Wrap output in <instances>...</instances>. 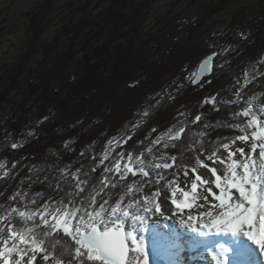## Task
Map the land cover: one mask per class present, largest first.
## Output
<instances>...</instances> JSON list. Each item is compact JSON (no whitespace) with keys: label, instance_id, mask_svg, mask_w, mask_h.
Returning a JSON list of instances; mask_svg holds the SVG:
<instances>
[{"label":"trees","instance_id":"trees-1","mask_svg":"<svg viewBox=\"0 0 264 264\" xmlns=\"http://www.w3.org/2000/svg\"><path fill=\"white\" fill-rule=\"evenodd\" d=\"M155 1L111 0L110 6L99 15L82 19L72 41L87 27L93 38L106 34L100 52L97 49L94 55L99 65L93 66L87 56V50L93 49L90 39L85 43L87 50L81 65L72 76L67 74L64 64L57 73L49 70L39 74L36 81H29L27 76L22 79L23 61L0 79V111L7 104L10 106L3 121L6 132L0 133V198L10 194L20 182L16 193H27L23 198L25 203L33 197L41 204L67 199L70 188L61 178V170L65 168L70 172L79 169L81 179L88 180L91 187L108 163L99 164L98 158L114 139L131 137L115 151L132 150L133 155L141 152L159 157L156 153L162 146L150 142L156 140L158 133L183 125L186 130L179 143L194 140L204 143L217 129L224 128L204 125L230 123L229 112L236 107L225 104L224 99L241 87L235 82L233 72L242 58L248 60L244 68L251 81L243 89L255 85L264 92V57L258 56L264 49V18L256 21L245 37H228L231 47L224 53L228 67L214 66L210 76L193 85V73L201 59L217 49L200 45V37L195 36L202 21L180 39L172 37L166 47L161 45L150 53L149 45L155 38L147 37L141 30ZM233 1L220 0L219 7L205 15V19ZM243 11L234 13L233 19ZM44 28L42 21L32 24V43L39 40ZM209 97L221 102L219 111L210 103H203ZM196 115L201 116V121H194ZM199 132L206 135H195ZM14 143L16 148L12 147ZM149 147L153 153L144 151ZM163 153L184 162L193 154L183 147L180 151L163 149ZM93 165H97L96 171H92ZM38 193L42 195L37 196Z\"/></svg>","mask_w":264,"mask_h":264},{"label":"snow or ice","instance_id":"snow-or-ice-1","mask_svg":"<svg viewBox=\"0 0 264 264\" xmlns=\"http://www.w3.org/2000/svg\"><path fill=\"white\" fill-rule=\"evenodd\" d=\"M212 59L204 60L202 72ZM198 80L194 78L192 83ZM250 82L246 80L235 92L236 99L227 102L237 106L231 116L236 123L204 125L227 127L237 135L220 138L216 147L205 149L201 140L179 143L186 130L181 125L150 142L165 150L183 147L191 151L190 165L175 155L115 151L131 137L114 139L98 158L99 164L108 163L91 187L88 180L81 179L79 169L70 172L65 168L61 178L70 188L67 199L41 204L33 197L25 203L27 193L13 195L16 206L0 212V264H149L140 233L148 230L152 216L170 219L162 212V204L169 200L168 189L171 200L167 210L180 225L199 237L215 233L233 238L230 247L219 245L220 256L233 251L237 264H248L253 249L247 242L264 255V103H256L258 94L243 98V88ZM203 103L220 110L221 102L214 97ZM194 121H201V116L196 115ZM144 151L153 153L151 147ZM96 170L93 165L92 171ZM178 192L182 199L177 198ZM192 209L202 211L185 214ZM170 243L173 240L168 234L158 232L153 250ZM190 243L197 247L203 241L192 238Z\"/></svg>","mask_w":264,"mask_h":264},{"label":"rangeland","instance_id":"rangeland-1","mask_svg":"<svg viewBox=\"0 0 264 264\" xmlns=\"http://www.w3.org/2000/svg\"><path fill=\"white\" fill-rule=\"evenodd\" d=\"M136 1L137 3L141 2V0ZM110 2L111 0H0V79L7 71L14 70L23 61H25V66L23 68V75H21L22 79H25L27 76L29 81L34 79L36 81L39 74L43 75V73L49 70L57 73L64 64L68 65L66 67L67 74L72 76L81 65L82 57L87 50L85 43L90 39H92L90 43L93 49L89 48L87 50V56L93 66L99 65L100 61L96 60L94 55L97 53V49L99 51L102 48L107 39L106 34L93 38L90 27H87L80 33L78 38L73 41L72 38L75 29L80 27L79 25L85 16L94 17L99 15L110 6ZM219 3L220 0H156L141 30L147 37L152 36L155 38L154 41L150 42V53L157 51L161 45L166 47L167 40L172 37L177 38V40L180 39V36L188 34L192 31L193 26L203 21L200 30L195 33V36L200 37V45L203 44L207 48L217 49L212 52L216 53L214 66L219 68L226 67L228 61L224 58V53L231 47L227 40L228 37H245L249 33L251 26L256 21L264 18V0H234L230 6L205 19V15L212 14L213 10L219 7ZM241 10H244L243 14L234 20L233 14ZM33 19L35 20L34 22L42 21L45 25L36 43H32L33 33L31 29L34 23L32 22ZM145 39L148 40L149 38ZM208 55H205L201 61ZM258 56L259 59L264 57V49L259 51ZM247 63L248 60L242 58L238 65L239 68L233 72V78L239 86L245 84V81L248 80L244 68ZM195 74L196 72L193 73V76ZM55 83H57L56 80ZM25 85L26 81L24 80L22 87L24 88ZM236 91L237 89L233 94L225 97V104L236 99ZM262 91H264V86L262 87ZM254 94L259 95L256 103H264V92L261 93L259 87L254 85V87L243 89V98L245 100ZM7 105L0 111V133L6 132L7 128L3 123L10 111V106ZM232 106L237 107L234 104ZM232 112H229V124L237 122V120L231 118ZM167 132L168 130L158 133L156 139L159 136L166 135ZM237 134L227 127L217 129L213 136L208 137L204 141L203 148L211 149L216 147L218 139ZM157 151L156 155L160 154L162 156L164 154L163 148L161 151ZM192 160L193 154H189V158L185 160V163L190 164ZM171 171L172 169L169 172ZM169 179H172V177L169 176ZM177 183H179V180H177ZM19 186L20 182H17L10 194L0 198V212L11 206H16L11 197L16 193V189ZM153 191H155V188H153ZM168 196V201H170L171 189H168ZM162 198L163 196L159 199ZM177 198L182 199L179 192L177 193ZM168 201L165 202L167 205L169 204ZM164 208L165 205L162 204V212L165 215L174 216L167 210V207L166 209ZM178 227H180L179 224L176 226V232L180 231ZM158 232H164L171 238L174 237L170 235L172 231L169 225L163 221L162 217L152 216L148 220V230L140 233V236L144 239L148 254L154 255L153 241ZM180 236L182 247L178 240L168 247L173 253L176 247H181V253L187 256L186 254L191 253V251H188V248H190L189 242L184 238L183 234ZM164 246L167 247V245ZM158 247L159 245L156 249ZM197 247L198 251L200 249L205 250L208 248V245L201 243ZM185 259L187 258L185 257ZM213 259L216 260V257L213 256ZM213 263H216V261ZM213 263L208 260H197L195 262V264Z\"/></svg>","mask_w":264,"mask_h":264},{"label":"bare ground","instance_id":"bare-ground-1","mask_svg":"<svg viewBox=\"0 0 264 264\" xmlns=\"http://www.w3.org/2000/svg\"><path fill=\"white\" fill-rule=\"evenodd\" d=\"M40 19H41V17H40ZM206 122H208V121H206ZM168 202L170 204V201H168ZM164 205H165L164 209H166L167 203H165ZM187 211H192L193 214L196 215L197 212L202 211V209L201 210H196V209L186 210L185 214L187 213ZM163 221L169 225V227L172 231L170 235L174 236V237H172L173 243H175L176 240H178V241H180L179 243H181L180 246L182 247V240L180 238L181 237L180 235L183 234L185 236V237L184 236L183 237L186 238V240H188V242H189L188 244L190 245V248H188V251H191V253L189 252L188 254H186L187 256H185L181 253V250H182L181 247H176V249L174 250V253H173V251H171L170 248L168 247L172 243L168 244L167 247L166 246H159L155 250L154 255L156 257L160 258L161 260H163L165 262V264H195V262H197V260L198 261H204V260L207 261L208 260V261H211L212 263L216 261V263H213V264H219V261L224 260V259H229V258H231V260H232L231 264H237V258H236V255L233 251H230L225 256H220V254L218 252V248H219L220 244H224V246H226V247L231 246L230 242L233 238L230 235L213 233L207 237H199L195 233H192L190 230H188L186 227L180 225L176 221L175 216H171L170 219H168L167 221H165V220H163ZM177 224H179V226H180V227H178V228H180V231L178 230V232L175 231V229H177L176 228ZM179 233H181V234H179ZM177 235H178V238H177ZM217 236H219V238H217ZM192 238H196L197 240L203 241L202 244L208 245V248H206L205 250L200 249L198 251L197 250L198 247L197 248L193 247L190 243V240ZM247 243L249 244V247H251L253 249V254H252V257L250 258V260L248 261V264H264V255L259 254L258 249H256V247L254 245H251V242H247ZM213 256L216 257V260L213 259ZM185 257L187 259H185Z\"/></svg>","mask_w":264,"mask_h":264},{"label":"water","instance_id":"water-1","mask_svg":"<svg viewBox=\"0 0 264 264\" xmlns=\"http://www.w3.org/2000/svg\"><path fill=\"white\" fill-rule=\"evenodd\" d=\"M210 56H211L213 59H212L210 65L208 66V68L205 69V70H203V72H202V68H201V66H202L203 62H204L205 59H207V58L210 57ZM215 57H216V53H211L210 55H208L206 58H204V59L199 63V65H198V67H197V69H196V74H195V76H194V78H197V77H198L199 80H198L197 83H192L193 85L198 84V83L201 81V79H202L203 77H207V76H209V75L212 74ZM194 78H193V79H194ZM148 257H149V264H165V262H164L163 260L157 258V257H156L155 255H153V254H148Z\"/></svg>","mask_w":264,"mask_h":264}]
</instances>
